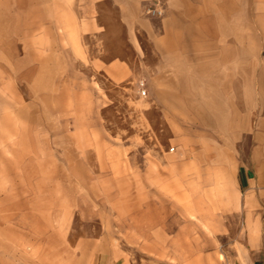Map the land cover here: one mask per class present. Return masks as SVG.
Returning a JSON list of instances; mask_svg holds the SVG:
<instances>
[{
  "label": "rangeland",
  "instance_id": "1",
  "mask_svg": "<svg viewBox=\"0 0 264 264\" xmlns=\"http://www.w3.org/2000/svg\"><path fill=\"white\" fill-rule=\"evenodd\" d=\"M162 8L146 15L160 17ZM0 20L17 27L32 21L5 13ZM124 33L117 26L83 35L77 53L64 51L66 69L46 70L43 85L33 84L37 63L0 71L1 227H24L29 264H89L92 252H110V264H229V237L199 219L194 199L185 204L181 181H173L169 197L160 182L142 177L147 197L140 198L136 173L150 160L162 170L175 144L165 105L150 90L151 71L134 68L125 38L119 47L129 74L113 80L101 68L115 56L103 49Z\"/></svg>",
  "mask_w": 264,
  "mask_h": 264
},
{
  "label": "crops",
  "instance_id": "2",
  "mask_svg": "<svg viewBox=\"0 0 264 264\" xmlns=\"http://www.w3.org/2000/svg\"><path fill=\"white\" fill-rule=\"evenodd\" d=\"M157 2L164 14L147 16L143 9ZM4 6L9 18L32 21L17 27L0 20V71L37 63L36 85L46 81V70L62 74L64 51L77 53L83 35L122 27L124 35L110 36L112 48L103 49L115 56L101 68L113 80L129 74L119 47L125 38L134 68L151 71L150 90L165 105L175 144L162 170L150 160L144 174L136 173L140 198L147 197L142 177L160 182L169 197L173 181H181L185 204L194 199L199 219L229 237V264H264V0H5ZM5 225L0 264H29V234ZM111 261L110 252H92L89 264Z\"/></svg>",
  "mask_w": 264,
  "mask_h": 264
},
{
  "label": "built area",
  "instance_id": "3",
  "mask_svg": "<svg viewBox=\"0 0 264 264\" xmlns=\"http://www.w3.org/2000/svg\"><path fill=\"white\" fill-rule=\"evenodd\" d=\"M144 12L147 15L157 16V15H161L163 13V8H162V5L160 4V2H157L155 4L148 5L144 9ZM139 91H140V95L141 96L147 95V89L145 88V82H144V80H140L139 81ZM173 149L174 148L171 147V150H173Z\"/></svg>",
  "mask_w": 264,
  "mask_h": 264
}]
</instances>
